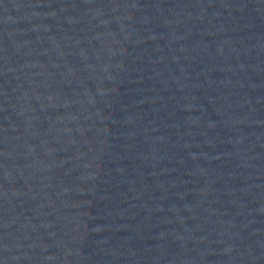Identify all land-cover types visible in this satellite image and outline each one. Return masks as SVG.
<instances>
[{
    "label": "water",
    "instance_id": "95a60500",
    "mask_svg": "<svg viewBox=\"0 0 264 264\" xmlns=\"http://www.w3.org/2000/svg\"><path fill=\"white\" fill-rule=\"evenodd\" d=\"M0 264H264V0H0Z\"/></svg>",
    "mask_w": 264,
    "mask_h": 264
}]
</instances>
